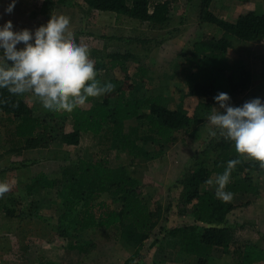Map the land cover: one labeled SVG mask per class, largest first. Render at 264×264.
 Segmentation results:
<instances>
[{
    "label": "trees",
    "instance_id": "1",
    "mask_svg": "<svg viewBox=\"0 0 264 264\" xmlns=\"http://www.w3.org/2000/svg\"><path fill=\"white\" fill-rule=\"evenodd\" d=\"M81 1L89 11L115 13L118 21L123 18L136 20L148 24L154 31L167 27L172 19L174 2ZM68 2L45 0L40 14L51 17L56 6H68ZM212 2L200 0V20L218 27L222 32L221 37L195 39L191 50L179 55L180 80L187 86V96L198 99L192 114L183 103L177 109H170L166 95L150 93L147 82L151 76L143 64L139 63L133 74L129 75L127 62L130 59L135 61L137 57L130 50L109 54H103L100 50L93 52L91 58L99 72L119 70L126 81L123 85L119 82L113 84L112 92L90 98L85 105L72 112H45L50 122L35 116L24 94L13 95L7 89H0L1 125L8 144L12 145L11 150L20 153L36 148L50 149L58 142L77 146L82 135L88 133L101 137L107 145L106 149L99 150L94 160H75L66 154L59 177L40 173L25 186L27 196L55 191L59 237L72 240L90 230L116 229L120 244L126 250L133 251L124 264H138L160 213L151 210L143 198L140 180L133 177L124 165H112L110 154L123 152L134 160L147 162L158 159L166 147L177 143L179 135H192L207 122L212 107L218 106L214 101L218 93L229 94L232 103L253 86L252 74L245 64L231 62L228 54L234 42L258 43L264 40V13L249 11L232 23L210 10ZM120 40L134 42L126 38ZM135 41L137 44L150 43L139 39ZM97 79L101 84L107 82L101 74H97ZM67 122L71 124L72 132L64 131ZM128 122H135L136 125L127 126ZM233 159L239 163L232 169L225 191L233 193V196L259 195L261 184L258 176L264 172V168L260 167L258 161L238 154L234 143L226 141L219 134L216 137L210 135L194 168L175 184L182 189L180 200L187 208L190 222L172 228L169 237L176 241L179 247L177 253L187 255L195 264H210L217 251L231 256L232 264L264 263V248L242 242L237 236V229L244 228V225L230 223L229 215L235 205L218 199L215 190L208 188L212 184L207 181H214L218 174L224 172L227 162ZM21 167L27 166L24 163ZM10 170H0V174ZM104 195L111 196L117 207L110 208L106 202L100 201ZM97 208L102 211L100 214ZM5 210L9 216L13 213L8 207ZM72 247L86 251L78 243H73Z\"/></svg>",
    "mask_w": 264,
    "mask_h": 264
},
{
    "label": "rangeland",
    "instance_id": "2",
    "mask_svg": "<svg viewBox=\"0 0 264 264\" xmlns=\"http://www.w3.org/2000/svg\"><path fill=\"white\" fill-rule=\"evenodd\" d=\"M2 1L6 4L11 2V0ZM187 1L174 0L172 19L166 27L171 33L154 31L148 24L140 22H137L138 27L131 20L126 21L128 18L121 19L122 25L126 23L133 29L129 30L133 35L140 34V31H137L139 29L145 31V41L150 42V44L143 45L128 42L126 45L125 42L107 37L111 20L109 14L92 13L81 0H69L68 7L79 10L83 19L86 20V26H82L81 30L71 35L73 34L72 36L79 43L90 49V58L91 54L97 50L103 54L125 53L126 50L137 54L135 61L130 59L127 62L129 75L133 74L139 62L144 66L150 64L151 78L147 82L150 85V93L166 95L170 109H177L183 103L191 113L198 99L187 96L188 89L180 80L179 62L181 59L179 55L191 50L193 40L212 36L221 37L222 33L215 25L202 23L200 0H190L188 3ZM215 8L219 9L217 2L214 3L213 11L215 12L212 11L217 15L218 10ZM245 11L226 10L222 13L229 19H234L239 13L241 15ZM258 11L264 13V9H258ZM8 16L9 14L5 19L9 21ZM173 34L176 36L170 39L177 41L171 45L167 44L164 50L158 52L157 58H154L156 50L151 52V49L157 47L159 39L164 38L166 41ZM228 56L231 62L244 63L251 72L253 80L251 91L233 100L232 105L239 106L254 98L264 100V41L257 44L234 42L233 49L229 50ZM98 74L112 84L119 82L123 85L126 81L124 74L119 70L108 73L98 70ZM24 98L28 106L33 109L35 116H40L50 122L30 93H25ZM2 118L0 113V170L7 168L11 170L0 174V180H7L10 185V191L0 196V224L5 227L0 233V264H25L26 260L41 257L45 262L52 264L53 262L55 264H123L127 258H130L133 251L126 250V252L118 246L120 241L116 229L90 230L72 240L59 237L56 230L58 205L55 201V191H43L35 196H27L25 193V186L40 173L48 174L50 177H59L66 154L75 160L78 158L94 160L100 149L107 148L104 140L88 133L82 135L80 144L77 146H66L58 142V145H51L50 149L36 148L18 153L11 150L12 145L8 144V138L1 125ZM130 125L135 126L136 123L128 122L127 126ZM214 130V126L206 122L192 135H179L177 143L166 147L163 155L153 161L134 160L123 152L115 151L110 154L112 165H124L133 177L140 180V191L143 198L151 210L160 213L158 219L156 218L153 235L145 243L141 252L142 259L140 258L138 264H148L154 260L160 263L159 260L166 258L174 261L180 256L177 254L179 247L176 241L169 237V231L180 224L190 222V215L186 211L187 208L183 206L182 199L180 200L182 189L175 184L185 173L194 168L196 159L203 150L210 133ZM64 131L72 132L69 122L64 125ZM24 163L26 168L21 167ZM258 182L261 184L259 195L240 196L238 194L230 200L234 203L235 209L230 213L229 221L238 226L244 225V228L239 230L238 227L237 229V236L242 242L247 241L264 248V172L259 174ZM208 188L216 190V185L212 183ZM100 201L106 202L110 208L117 207L109 195H104ZM5 207L13 212L10 216L7 215ZM101 212L99 210L98 214ZM73 243H78L86 251L82 252L79 248L73 249ZM2 244H4L5 252ZM151 244L156 246L157 251H153L155 255L151 251L152 247H149ZM218 256L220 254L215 260H219ZM50 258L53 262L48 261ZM187 263L195 264L193 259L189 261L188 258Z\"/></svg>",
    "mask_w": 264,
    "mask_h": 264
},
{
    "label": "clouds",
    "instance_id": "3",
    "mask_svg": "<svg viewBox=\"0 0 264 264\" xmlns=\"http://www.w3.org/2000/svg\"><path fill=\"white\" fill-rule=\"evenodd\" d=\"M18 0L4 9L11 14ZM71 22L53 18L35 30H15L11 20L0 25V89L13 95L30 93L44 112H72L90 98H98L114 89L111 82L97 79L98 69L90 58V49L70 35ZM21 46V47H18ZM218 107H212L207 122L214 126L210 134H218L234 143L235 151L253 159L264 168V100L254 98L241 106H233L231 97L220 92L214 97ZM238 160L227 167L215 180V195L229 201L233 193L225 191L230 174ZM10 191L7 180H0V196Z\"/></svg>",
    "mask_w": 264,
    "mask_h": 264
},
{
    "label": "crops",
    "instance_id": "4",
    "mask_svg": "<svg viewBox=\"0 0 264 264\" xmlns=\"http://www.w3.org/2000/svg\"><path fill=\"white\" fill-rule=\"evenodd\" d=\"M189 1L190 0H188L187 3ZM44 2H45V0H18L14 11L11 14H9V16H8L10 18V20L13 22L14 29L15 30H20V29L28 28V29L35 30V28L39 27L40 25H47L48 23L51 22V20L53 18H58V17H60V18H66V19H68L71 22L70 35H71V33H74L75 31L81 30V27L82 26H86L85 25V21L86 20L83 19V16L79 12V10L74 9V8H70L71 6L70 7L64 6V5H58V6H56V8L53 11L51 17H49V18L41 15L40 13H41V9H42V6H43ZM215 2H217L218 5H219V9L218 8H215V10H218L217 15L220 16V17H222L223 19L229 21V22H232V23L235 22L242 14L240 15V13H239V15L238 16H235L234 19H229V17H226V15L223 14L222 12H226V10L227 11H238V10H244L245 11L246 10L243 13V14H245V13H247L249 11L258 10V9H264V0H213V2L211 4V7H210V10L211 11L214 10V3ZM8 4L3 3V1L0 0V25H2V24H4L5 22L8 21L7 19H5V18H7V14L4 13V9L7 7ZM86 8H88V7H86ZM91 12L93 13V12H96V11H91ZM213 12H215V11H213ZM97 13H99V14L100 13L101 14H109V17H111V20L109 21V33H107L108 34L107 35L108 38L113 39V40H117V41L123 42V43L125 42L126 45L128 44V41H123V40L121 41L120 39H125L126 38V39H130V40H134V43H136L135 40H138L139 39V40H143L144 41L146 39L145 31L140 30V29L137 30V31H140V34L133 35L132 32L129 31L132 28H130L129 25L126 24V23H124L122 25V23H120V21H118V19H117V14L110 13V12H97ZM171 18H172V15H171ZM101 19H104V18H101ZM130 20L136 26L139 27V24L137 23L138 21H136V20L127 19L126 21L129 22ZM98 21L99 20H97V22ZM143 24H146V23H143ZM157 32H160V33H162V32H164V33L165 32L171 33V32H168V29H166V28L163 29V30H159ZM174 35L175 34L169 36L168 37V40H166V41L164 40V38H161V39H159L160 40V43L158 45H156L157 47H153V48L150 47V49L152 48L151 49V52H153L154 50H156V51H154V58L155 57L157 58L158 52L160 50H164L163 48L167 44H170L171 45V44H174L177 41V40L170 39ZM170 40H171V42H170ZM167 41H169V43H167ZM263 41H261L260 43H263ZM129 43H131V41H129ZM143 44H146V43H142L140 45H143ZM249 44H253V42L252 43H249ZM255 44H257V43H255ZM18 47H21V46H18ZM158 48H159V50H158ZM136 56H137V54H136ZM137 65H139V64H137ZM146 67L149 69V72H151L150 71V68H149L150 67V64H147ZM250 91H251V89L249 90V92ZM236 196H238V195H236ZM234 197L235 196H232V198H234ZM227 202H231V201L229 200ZM4 228L5 227L2 226V224H0V233L3 232V229ZM118 246H120L122 250H125L126 251V249L121 244H118ZM2 247H3V251L5 252L4 244H2ZM149 247H152L151 251H152L153 254H154L153 251H157L156 246H153V244H151V246H149ZM218 254H220V256H218L219 260H217V259L215 260V258H216V256ZM165 257L166 256H164V258ZM187 258H188L187 255L181 254L180 256H178V259L175 258L174 261H173V259L171 260V259H167L166 258V259L159 260L160 263L154 262L155 261L154 260V261H152L151 263H148V264H188L187 263ZM42 259L43 258L41 257V258L32 259L30 261L26 260L25 261L26 262L25 264H40V263L43 264L45 262V260H42ZM188 260L190 261L189 258H188ZM48 261L53 262L51 260V258ZM53 263L55 264V262H53ZM212 263H214V264H232L233 263V260H232V257L231 256L222 253V251H217V252L214 253L213 259L211 260V263L210 264H212ZM259 264H264V263H259Z\"/></svg>",
    "mask_w": 264,
    "mask_h": 264
}]
</instances>
